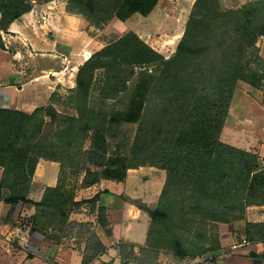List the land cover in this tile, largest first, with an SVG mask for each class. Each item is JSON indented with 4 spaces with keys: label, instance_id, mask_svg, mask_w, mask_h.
I'll use <instances>...</instances> for the list:
<instances>
[{
    "label": "trees",
    "instance_id": "obj_1",
    "mask_svg": "<svg viewBox=\"0 0 264 264\" xmlns=\"http://www.w3.org/2000/svg\"><path fill=\"white\" fill-rule=\"evenodd\" d=\"M158 1L114 0L112 15L122 21L135 13L148 15ZM208 1H195L194 11L182 42L174 59L170 61H165L159 52L134 32L115 42L114 45L121 47L119 50L124 52L119 56L130 58L129 61L135 65L144 66L162 61L166 66L163 71L168 72L172 63L186 59L189 68L181 75L179 81L175 80L174 85L172 84L176 90L169 96L157 95L155 90L148 94L145 84L138 85L127 110L111 120L139 124L134 142L135 153L143 150L146 142H143L142 138L147 133V138L150 139L147 148H150V152L141 165L149 164L164 168L168 173V179L175 177L185 187L187 198L184 201L189 202V205L183 207V213L191 208L196 197L200 199L208 193L209 188L214 187L216 196H225L227 200L223 205L210 208V217L215 221L230 222L245 219L248 206L264 204V164L259 156L228 145L220 139L237 83L244 81L255 88L264 86V58L256 51H249L257 47L258 37L264 35V0H256L240 8L224 11L225 19L222 21L224 30L222 34H218L216 40L214 39L215 47L221 51L218 62L193 65L191 56L195 58L199 55L204 46L206 51V45L212 40L209 31L214 26L213 22L199 17L203 5ZM31 10L32 4L29 0H0V31L7 32L13 21ZM0 43V49H5L1 34ZM113 49L112 45H108L87 59L79 68L77 84H82L79 75L92 66L95 59L105 57L116 61L119 56H114ZM253 63H256V66ZM153 102L158 105L159 110L157 116L149 117L148 108ZM42 110L43 108H38L30 114L14 108L0 107V166L3 168L0 197L12 207L19 203H28L34 205L36 210L53 207L57 203L55 206L59 208L61 216L67 219L72 211L67 212L58 205L59 202L64 203L60 199L62 195L55 192L58 185L47 186L39 201L30 198V193L35 188L33 177L39 161L55 159L52 152L56 144L43 135V123H38L35 119L37 112ZM163 118L168 119L166 124L161 123ZM59 131L58 135H61L64 130ZM105 153V130L95 127L90 151L91 163L102 167V171L86 170L83 181L86 186L93 185L101 179L121 180L125 177L128 166L123 164L122 168H118L108 164ZM99 154L102 159H95ZM129 168L136 167L130 165ZM101 200V192L80 202L72 198L77 205ZM168 209L170 208L164 209L160 206L155 210H149L151 223H159L165 217L168 218ZM105 211L106 206L102 203L97 220L101 226L109 224L108 218L104 216ZM33 219L36 224V217ZM82 225L90 227L85 238L83 257V263L88 264L98 258L106 250V246L91 224ZM152 232L153 227L150 226L146 246L140 248L141 253L150 249H160V244L151 239ZM246 233L249 234L248 229ZM248 240L263 242L264 236ZM126 247L132 246L126 243L119 245L121 264H130L128 260L133 254L131 251L129 256H124ZM200 253H204V250L197 254Z\"/></svg>",
    "mask_w": 264,
    "mask_h": 264
},
{
    "label": "rangeland",
    "instance_id": "obj_2",
    "mask_svg": "<svg viewBox=\"0 0 264 264\" xmlns=\"http://www.w3.org/2000/svg\"><path fill=\"white\" fill-rule=\"evenodd\" d=\"M29 1H31L32 9L35 4L49 2L47 0ZM195 1L159 0L150 14L137 13L122 21L112 15L114 0H63L65 11L76 16L79 22L82 21L84 24L82 29L78 28L76 26L77 19H75V22L70 23V28L76 32L69 33L68 29L64 32V40L71 41L70 36H73L74 42L78 43V52L80 53L82 50V55L78 56L74 63L77 70L75 74L72 75L71 73L70 75L73 76V87H68V83L64 86H58L49 98L43 95L35 102L32 100L29 105L30 111L22 110L31 114L36 109L43 108L42 111L37 112L35 119L38 123H43V135H46L56 144L52 156L55 158L53 161L60 164V176L58 189L55 192L62 195L60 199L62 202L64 201V203L59 202L58 205L67 212L72 211L68 218L64 219L59 208L55 206L57 203H55L53 207L36 210L30 219L34 221L33 217L35 216L37 225L42 219L57 220L58 222H54L55 229L57 234L61 236V241L79 245L85 243L90 227L82 224H91L95 230L102 203L106 206L104 216L108 218V207L103 200L94 203L84 202L78 205L72 201V198L79 202L92 198L93 196L90 194L81 193L82 188L87 187L83 183L86 170L102 171V167L91 163L90 151L95 127H101L105 130L106 153L104 156L108 164L118 168L125 164L128 166L125 170L126 173H128L130 165L136 168L151 166L149 164L141 165V162L146 158L145 156L150 152V148H147L150 142L147 133L142 138L143 142H146L143 145V150L135 153L134 142L138 134L139 124L118 122L114 119L111 120V118L118 117L127 110L138 85L145 84L148 94L155 90L157 95L166 97L176 90V87L172 86L175 80L179 81L181 75L187 72L189 68L186 59L172 63L168 72L163 71L166 66L163 65L162 61L144 66L135 65L129 61L130 58L121 57L124 52L119 50L121 47L118 48L114 45L115 42L126 34L134 32L151 48L159 52L165 61L174 59L185 34L188 21L194 11ZM254 1L256 0H209L205 2L199 17L208 22H213L214 26L209 31L212 40L206 45V51L204 46L195 58L190 54L193 65L204 62L208 64L210 61L218 62L217 59L221 55V51L215 47V40L218 34H222L224 30L222 27L224 23L222 21L225 19L223 12L240 8ZM7 33L9 32L0 31L1 41L5 45L3 50L9 52L3 53V50L0 49V68H3L4 72L24 69L25 78L40 72L42 67H47L46 51L42 52L44 55L43 57L40 56L39 59L30 60V56L24 53V55H20L19 61H13L12 56L16 49L14 45L12 47L8 44L9 47L7 46ZM108 45H112L114 48V56L121 55L118 57L120 60L114 61L112 58L105 57L99 58V60L98 58L95 59L92 66L86 68L79 75L82 84L78 85L79 68L91 57V53L93 55ZM256 46L255 49L249 51H256L264 58V35L258 37ZM85 50L87 52L83 54ZM3 55L5 56L3 57ZM98 65L100 66L96 68ZM70 70L74 72L72 69ZM65 72L67 73L66 76L70 74L69 70ZM243 98L244 90L236 98L237 106L242 104ZM261 103L264 106V98ZM148 110L149 117L150 115L157 116L159 107L153 102ZM167 122V118L161 120V123L166 124ZM60 129L64 131L58 135ZM96 158L102 159V156L99 154ZM166 174V181L160 196L157 201L153 202L154 207L149 209L155 210L160 206H163L164 209L170 208L168 209V218L165 217L159 223H151V218L150 222V226L153 227L151 239L160 244V249H150V251L141 253L138 248L137 253L134 248L126 247L124 256H129L131 251L133 252L129 260L127 259L130 264H183L182 261L188 263L189 260L195 259L196 262L188 264H223L226 257L224 256L225 251L222 252V250L229 247V244L227 247L224 246L220 237L222 231L227 230L225 229L226 226L234 220L230 222L215 221L211 219L209 209L223 205L227 198L216 196L213 191L214 187L209 188L207 194L201 196L200 199L196 197L191 208L183 213V207L189 205V202L184 201L187 198V190L175 177L170 180L168 173ZM143 180L146 181L147 177H144ZM102 195L103 192H101V199L103 198ZM77 213L80 214L76 215ZM25 219L21 216L19 224L25 222ZM241 225L242 231L231 230L233 235L228 236L230 243H237L244 237L255 239L264 236V223L242 222ZM247 229L249 234L246 233ZM156 239L157 241H155ZM231 246L230 249H232ZM203 250L204 253L197 254ZM17 259L0 254V264H15ZM179 259H181V263L178 262ZM255 263L257 264L258 261L254 260L250 264Z\"/></svg>",
    "mask_w": 264,
    "mask_h": 264
},
{
    "label": "crops",
    "instance_id": "obj_3",
    "mask_svg": "<svg viewBox=\"0 0 264 264\" xmlns=\"http://www.w3.org/2000/svg\"><path fill=\"white\" fill-rule=\"evenodd\" d=\"M75 19L76 26L82 29L83 22L65 11L63 0H52L35 4L31 11L10 24L6 44L15 46L16 52H13V56L11 54L12 60L19 61L20 55L24 53L30 56V60L39 59L44 55L42 52L46 51L48 62L47 67H42L40 72L25 78L24 69L9 70L7 73L0 68V107L30 111L32 100L35 102L43 95L49 98L56 87L67 83L68 87H73L74 80L70 75L77 70L74 63L82 55V50L78 52V43L74 42L73 36H70L71 41L64 40V32L67 29L69 33L76 32L70 28V23L75 22ZM7 52L8 50H3V53ZM85 52L87 51H83V54ZM66 70L70 72L68 76ZM237 86L220 139L228 145L257 154L264 164V106L261 103L264 86L255 88L244 81L238 82ZM242 90L243 102L237 106L235 101ZM166 173V169L156 166L130 168L121 180L101 179L82 188L81 193L91 196L103 192L102 200L108 207L109 224H98L95 227L106 250L88 264H120L121 243L131 245L135 252L145 246L151 222L148 211L160 196ZM2 175L3 168L0 166V180ZM59 176V162L41 159L33 177L35 188L31 191L30 198L41 200L47 186L58 185ZM144 177H147L146 181L143 180ZM35 213L33 205L19 203L12 207L0 198V254L18 258L15 264H84L85 243L79 245L61 241L54 223L58 221L50 218L40 220L38 225L34 224L30 217ZM21 216L26 218L23 225L19 224ZM242 222L264 223V204L248 206L245 219L233 221L226 226L227 230L222 231V244L226 247L229 244V247L222 250L226 257L223 264H250L254 260L258 261L257 264H264V242L230 249L234 243L229 242L228 236L233 235V229L242 231ZM199 259L201 260L200 257ZM179 260L181 263V259ZM196 261L189 260L188 263ZM182 263L188 264L186 261Z\"/></svg>",
    "mask_w": 264,
    "mask_h": 264
},
{
    "label": "built area",
    "instance_id": "obj_4",
    "mask_svg": "<svg viewBox=\"0 0 264 264\" xmlns=\"http://www.w3.org/2000/svg\"><path fill=\"white\" fill-rule=\"evenodd\" d=\"M255 243H261V242H252V241H250V240H248L247 238L244 237V238H242L241 241L232 244L231 247H232L233 250H235V249H238V248H241V247H244V246L254 245Z\"/></svg>",
    "mask_w": 264,
    "mask_h": 264
}]
</instances>
